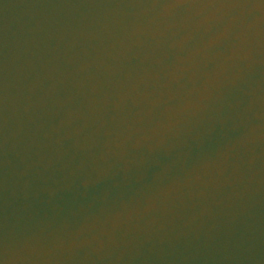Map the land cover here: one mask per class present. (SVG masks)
<instances>
[{
    "label": "water",
    "instance_id": "water-1",
    "mask_svg": "<svg viewBox=\"0 0 264 264\" xmlns=\"http://www.w3.org/2000/svg\"><path fill=\"white\" fill-rule=\"evenodd\" d=\"M0 264H264V0H0Z\"/></svg>",
    "mask_w": 264,
    "mask_h": 264
}]
</instances>
